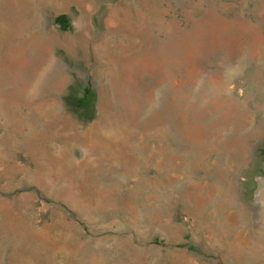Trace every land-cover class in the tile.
<instances>
[{"label": "rangeland", "instance_id": "1", "mask_svg": "<svg viewBox=\"0 0 264 264\" xmlns=\"http://www.w3.org/2000/svg\"><path fill=\"white\" fill-rule=\"evenodd\" d=\"M0 264H264V0H0Z\"/></svg>", "mask_w": 264, "mask_h": 264}]
</instances>
